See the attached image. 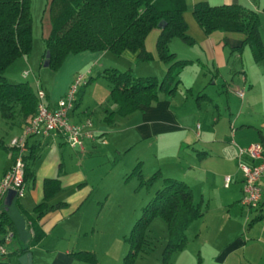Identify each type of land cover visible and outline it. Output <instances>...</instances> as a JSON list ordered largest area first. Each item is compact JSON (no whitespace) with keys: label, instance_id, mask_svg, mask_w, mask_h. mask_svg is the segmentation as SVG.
<instances>
[{"label":"crops","instance_id":"obj_1","mask_svg":"<svg viewBox=\"0 0 264 264\" xmlns=\"http://www.w3.org/2000/svg\"><path fill=\"white\" fill-rule=\"evenodd\" d=\"M199 1H206L211 5L240 4L264 16V0H185L189 21L187 29L192 27L197 41L206 53L208 63L214 69L212 74L216 76V79L212 85L216 84L218 76H222L220 75L221 69L225 71L233 69L239 77L235 86L232 87L228 81L224 80V92L231 93L234 98H238L236 95V91L240 90L238 82L242 83L241 88L244 94L240 102L226 101L225 109L229 117L222 114L218 118L223 119L222 127H218L217 123L207 128L206 124L198 122L197 117L193 116L190 119L188 115L179 116L175 113L172 109V98L176 91L172 95L159 93L158 101L151 106H145L126 117H115L114 124L109 125L103 120L105 109H114V105L109 103V88L103 83L97 95L93 90V102L83 103L82 101L83 105L80 106H78L79 102H76L70 111L69 122L71 124L78 125L84 124L87 120L90 121V125L84 126L83 130L91 136L85 135L82 138L81 149L70 147L60 134L31 135L27 138V154H30L29 160H32L33 175L25 181L23 196H15L10 204L3 201L2 209L13 221V225L8 221L3 222L4 228L14 230L16 238L12 241L13 248H10L7 255H12V258L0 257V264H21L19 257L22 254L19 255L18 252L22 248H27L25 253H31V264L39 262L36 258L34 259V250H42L51 254L48 264H98L95 248L90 247L86 241L84 242L93 232V226L96 225L99 215L95 216L93 211L88 213L89 208L93 207L91 195L95 189L83 167L85 157L91 154V149L99 143L104 145L105 151L112 155L149 139L155 141L156 146L158 145L159 148L154 149L156 152L157 150L164 152L166 148L162 147L169 144L172 147L170 156L174 162L172 161L173 164L167 171L158 168L155 172L160 174L161 181L163 177L174 178L184 181L191 188L194 202H200L203 210L202 216L195 221L202 222L198 224V228L204 234L211 233L213 230L211 225L213 215L211 210L206 208L209 206H207L202 186L210 185V187L217 188L222 186L221 188L225 190V199L237 202L243 208L239 203L243 183L242 173L238 168L237 147H246L258 142L264 143V59L254 61L247 45L237 48L242 45L245 38L241 33L214 31L211 34H205L193 21L191 15L193 5ZM260 35L264 41V23L260 26ZM245 47L250 52V55L246 53L249 55L246 59L247 64L251 62L253 65L251 66L252 73L247 71L244 64ZM107 52L109 51H85L68 55L56 75L48 80L49 83L44 88L48 105L50 107L55 105L56 100L64 95L73 78L76 75H82L81 71L91 74L94 68L99 70L104 67L101 61ZM233 54H235L234 68L230 69ZM121 55L131 59L137 58L135 53L129 51H124ZM21 59L28 61L27 56ZM185 60L193 61L190 58ZM197 61L201 59L198 57ZM19 77L23 78V75ZM32 78L33 81L37 79L33 73ZM211 80L212 75L209 78V81ZM14 81H20V79ZM231 82L233 83V80ZM187 89L193 94V86ZM253 92L258 98L252 95ZM197 98L206 101L213 100L204 88ZM215 107H218V103ZM91 108L95 112L90 110ZM212 119L215 122L218 121V119ZM229 126L231 132H229ZM21 131V125L5 121L0 117V179L13 162L14 151L9 147V142L13 137L20 135ZM243 160L251 163L246 158ZM138 163L141 166L142 161L137 159L130 173ZM226 175L231 177L227 187L224 186ZM150 176L142 174L144 179ZM45 179H58L60 185V189L49 199L48 204L55 206L64 203V206L50 209L40 219H37L35 207L43 199ZM259 186L262 200L257 209H251L256 212V216L250 221L248 233L249 235L252 232L250 238L256 235L264 236V174L259 179ZM195 196L199 199L196 200ZM221 204V209H223L226 206V200H223ZM4 217L2 216L1 220ZM203 221L206 222L203 223ZM36 225L43 235L37 243L32 244ZM254 226L257 232L252 231ZM22 235L23 238H21ZM248 235L239 234L225 245L212 247L215 248L216 253L212 258L213 261L217 264H227L232 255L242 253V258L247 263L260 264L264 261V243L257 239H250ZM79 252L94 255L95 261L82 260L73 255ZM148 253L138 256L134 264H145ZM117 264H121V260ZM154 264L161 263L156 260Z\"/></svg>","mask_w":264,"mask_h":264},{"label":"trees","instance_id":"obj_2","mask_svg":"<svg viewBox=\"0 0 264 264\" xmlns=\"http://www.w3.org/2000/svg\"><path fill=\"white\" fill-rule=\"evenodd\" d=\"M185 10V0H50L51 29L46 38L48 66L58 70L68 55L85 51H109L116 55L129 51L135 53L138 60H151L153 55L145 49V38L153 28H159L160 35L156 41L158 57L167 66L161 81L156 77L134 76L130 71L116 68L98 72L111 87L109 102L114 105V109H105L103 120L113 125L115 117H126L145 106H151L158 101L159 93L172 95L180 85V71L192 61L177 59L168 44L176 36L191 42L187 35ZM192 16L205 34L214 31L243 34L244 41L237 48L247 45L254 61L264 59V41L260 35L264 16L258 12L235 3L211 5L199 1L192 7ZM160 21L162 27H158ZM31 47L30 0H0V117L22 127L36 113L35 89L27 81L10 82L4 74L16 59L27 56ZM77 100L76 97L75 103ZM29 157L30 154L24 157V181L33 175ZM133 172L138 175L139 186L160 175L155 172L144 179L139 163ZM59 189L58 179H45L43 199L35 207L37 219L50 209L64 206V203L55 206L48 204ZM7 214L1 205L0 234L11 231L14 240V230L3 225L5 221L13 225ZM202 214L201 203L194 202L192 190L184 181L163 177L162 186L141 208L140 216L134 222L130 234L125 237L129 249L122 264H134L138 256L150 251L148 246L152 245L148 242L146 230L155 217L164 220L167 227L162 261L163 264H170L171 254L186 243L185 231L188 226ZM2 216H5L4 221L1 220ZM42 235L36 225L31 243H37ZM26 250L19 249L18 254ZM73 255L82 260L95 261L92 254L79 252Z\"/></svg>","mask_w":264,"mask_h":264},{"label":"rangeland","instance_id":"obj_3","mask_svg":"<svg viewBox=\"0 0 264 264\" xmlns=\"http://www.w3.org/2000/svg\"><path fill=\"white\" fill-rule=\"evenodd\" d=\"M49 2L50 0H30L32 26L31 51L27 55L28 61L18 58L6 69L4 75L8 81L18 82L14 80H18L19 78L20 81H27L34 87L33 73L44 89L49 83L48 80L56 75L57 70L44 65L46 61V38L51 29ZM187 18L188 12L185 10L184 19L188 24ZM192 19L197 24L193 16ZM159 35L160 29L153 28L145 38V49L153 55L151 60L131 59L125 55L107 52L101 61L104 67L99 70L94 68L91 74L81 71L87 84H82L76 93V97L80 100H77V103L79 102L78 106L83 105L82 101L83 103L88 101L93 102L94 93L95 95L99 93L100 86L103 83L107 84L110 92L111 87L106 78L103 75H98V72L106 68H116L121 71L127 70L134 76L156 77L161 81L167 66L158 57L156 41ZM187 35L191 39L190 43L176 36L171 38L168 44L169 50L176 53L177 59L190 58L193 60L180 71L179 76L182 82L172 98V109L179 116L185 114L190 119L193 116L197 117L198 122L206 124L207 128L217 123L218 127H222L223 119L220 120L218 118L222 114L228 116L225 109L226 101L239 103L242 98L237 94L238 98H234L233 94L224 92V80L228 81L232 87L235 86L234 84L237 83L236 80L239 77L237 73L233 72V69L232 71L221 69L220 75L222 76H218L216 84L212 85L216 79V76L212 74L214 69L208 63L206 53L197 41V37L191 26L187 29ZM212 37L214 38V36ZM246 53L250 55L247 47H245V54H243L244 64L247 71L252 73L251 66L253 65H251V62L247 64L246 57L249 55ZM198 57L201 61H197ZM234 59L235 54L232 55V67L230 69L234 68ZM25 70L29 71L28 76L25 78L19 77V75H23ZM228 71L230 72L228 73ZM210 75H212L211 81H209ZM231 80H233V83ZM238 84L240 90L243 91L241 88L242 83L238 82ZM190 86L194 88L193 94L187 89ZM203 88L207 94L211 95L212 101L197 98V95ZM252 95L258 98L255 92ZM217 103L218 107H215ZM90 110L94 111L93 108ZM212 118L218 119V121L215 122ZM228 128L229 132H231V127L229 126ZM104 148V145L100 143L96 144L95 148L91 149V154H88L84 161V172L90 177L95 189L91 195L93 207L89 208L88 213L93 211L95 216L99 215L96 225L93 226V232L88 235L87 240L85 239L84 242L86 241L90 247L95 248L98 264H117L120 260L122 264L124 255L129 249V243L125 240V237L130 234L136 218L140 216L141 207L148 203L154 197L156 190L162 186L160 177H156L150 182L148 180L146 184H140L139 188L135 189L138 187L140 180L136 172L130 175L131 169L134 167L136 160L139 159L142 161L140 166L142 174L144 176H152L158 168H162L164 171L171 168L170 166H172L174 159L170 156L172 147L169 144H165L162 147L166 148L164 152L158 150L156 152L154 149H158L159 147L158 145L156 146L155 141L153 142L150 139L126 150L123 149L119 153L116 152L113 155L107 153ZM108 148L112 151L109 146ZM219 187L202 186L207 206H209L206 208H209L213 215L211 219L212 232L204 234L198 228V224L202 222H192L185 231L187 237L185 245L180 250L171 254L170 264H217L212 259L216 254L215 248L212 247L225 245L236 235H248L250 221L256 216V212L246 207L241 208L237 202L225 199V190L221 188L222 186ZM195 199L198 200L199 198L195 196ZM223 200H226V206L221 209V202ZM205 222L203 221V223ZM254 229L252 231L257 232V228ZM251 233L248 237L252 236ZM146 236L149 244L151 243L152 246H148L150 251L146 255L147 260H143L144 263L154 264L158 260L163 264L162 252L167 238V227L164 220L160 217H155L146 230ZM251 238L264 243V236L256 235ZM8 248L10 250L13 246L10 245ZM33 254L34 259L36 258L39 261L38 264H48L51 258V254L49 255L42 250H34ZM242 256V253H238L236 256L232 255L227 264H252L251 262L247 263ZM7 257L12 258V255ZM260 264H264V261Z\"/></svg>","mask_w":264,"mask_h":264},{"label":"built area","instance_id":"obj_4","mask_svg":"<svg viewBox=\"0 0 264 264\" xmlns=\"http://www.w3.org/2000/svg\"><path fill=\"white\" fill-rule=\"evenodd\" d=\"M28 70L23 72V77H27ZM83 75H76L63 96L58 98L53 107L47 103V95L38 79L34 80V89L37 97L36 113L22 127L20 135L13 137L9 142V147L13 149V162L3 173L0 179V207L9 190H14L16 196L24 194V157L27 155V138L31 135H54L60 134L66 143L72 147L82 148V138L85 135L84 126L90 125V121L84 124L73 125L69 122V114L76 101V93L82 84H85ZM236 94L243 97V91L237 90ZM238 168L242 173V194L239 203L248 209H257L262 200V193L259 186V179L264 174V143L258 142L246 147H237ZM246 158L248 161L243 160ZM253 161H257L253 164ZM231 177L224 176V186L227 187ZM13 241L11 231L0 234V257H5L9 253V246Z\"/></svg>","mask_w":264,"mask_h":264},{"label":"water","instance_id":"obj_5","mask_svg":"<svg viewBox=\"0 0 264 264\" xmlns=\"http://www.w3.org/2000/svg\"><path fill=\"white\" fill-rule=\"evenodd\" d=\"M158 27H162V21L158 24ZM46 61L44 62L45 66H48V58H49V53L46 52L45 55ZM16 196V193L14 190H9L4 198V203L10 204L12 199ZM19 262L21 264H31V253H24L19 257Z\"/></svg>","mask_w":264,"mask_h":264}]
</instances>
